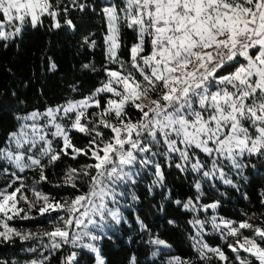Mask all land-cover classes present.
I'll return each mask as SVG.
<instances>
[{"label": "snow or ice", "instance_id": "6c2138e0", "mask_svg": "<svg viewBox=\"0 0 264 264\" xmlns=\"http://www.w3.org/2000/svg\"><path fill=\"white\" fill-rule=\"evenodd\" d=\"M85 9L94 7L0 0V48L18 47L46 20L74 30L69 14ZM101 13L104 78L87 95L73 86L79 98L15 114V129L0 140V247L19 243L34 256L0 264H50L57 253L59 264L87 254L108 264L102 242L127 223L122 209L139 201L135 188L149 177L148 191L161 189L186 215L192 255L176 254L136 216L149 233L147 264H264V212L231 219L210 195L217 184L239 191L238 178L264 161V0H108ZM169 169L185 177L190 195L173 198ZM28 221L41 223L33 231ZM212 235L223 246L210 244ZM128 264L140 261L133 254Z\"/></svg>", "mask_w": 264, "mask_h": 264}, {"label": "trees", "instance_id": "16d2710c", "mask_svg": "<svg viewBox=\"0 0 264 264\" xmlns=\"http://www.w3.org/2000/svg\"><path fill=\"white\" fill-rule=\"evenodd\" d=\"M83 2L93 5L94 10L72 11L68 18L76 25L74 30L67 26L52 29L48 27L50 20H46L44 26L29 29L18 47L13 45L8 49L0 48V140L15 129V114L34 108L43 109L45 106L62 103L69 97L79 98L71 91L73 86L81 95H87L104 78L102 68L105 65L103 47L105 26L101 7L107 1L83 0ZM61 23L63 24V20ZM85 38L95 40L97 47L90 48L85 43ZM125 40L131 44L134 37L128 33ZM51 63L56 65L54 71L50 70ZM85 64H94L97 71L90 72L84 68ZM72 163L75 166V163ZM252 163L255 164V168L245 170L246 179L238 178L239 191L219 184L210 190L213 198L222 200L219 209L221 215L237 219L243 212L250 215L255 212L257 216L264 212V206L260 204V193L264 190V161L254 160ZM60 174V170H57L55 177L52 178L55 179ZM30 175L35 177V173ZM150 180V177L145 179L135 188L139 201L129 200L131 207L122 209L127 223L122 221L115 225V234L110 232L111 239L102 242V251L108 264H128L129 257L133 254L140 264H147L150 250L144 241L148 240L149 233L142 232L136 223V216L149 225L151 234H158L167 240L176 254L192 255L187 238L190 229L186 215L170 200L165 203L164 192L161 189H155L150 193L147 188ZM166 183L173 189L174 199L185 198L191 194L189 182L175 169L167 170ZM45 190L61 194L66 191L48 187ZM244 195H247V199H244ZM169 220H175L176 224H169ZM39 223L41 221L23 222L25 228H31L33 231L37 230L36 225ZM206 239L213 246L216 244L223 246V241L216 235ZM20 248L19 243L15 246H2L0 258L17 261L34 258L32 254L20 251ZM225 251H228L226 247ZM229 255L232 254L229 252ZM59 259L60 254L57 253L52 257L50 264H59ZM81 264H94V260L87 254L82 258ZM253 264H256L255 260Z\"/></svg>", "mask_w": 264, "mask_h": 264}, {"label": "rangeland", "instance_id": "374dc122", "mask_svg": "<svg viewBox=\"0 0 264 264\" xmlns=\"http://www.w3.org/2000/svg\"><path fill=\"white\" fill-rule=\"evenodd\" d=\"M105 1H107V2H108V0H105Z\"/></svg>", "mask_w": 264, "mask_h": 264}]
</instances>
